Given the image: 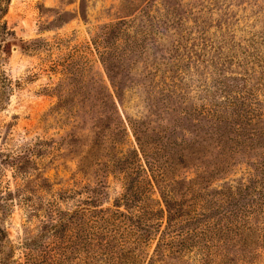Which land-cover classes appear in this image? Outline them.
<instances>
[{"label":"rangeland","instance_id":"374dc122","mask_svg":"<svg viewBox=\"0 0 264 264\" xmlns=\"http://www.w3.org/2000/svg\"><path fill=\"white\" fill-rule=\"evenodd\" d=\"M0 264H264V0H0Z\"/></svg>","mask_w":264,"mask_h":264},{"label":"trees","instance_id":"16d2710c","mask_svg":"<svg viewBox=\"0 0 264 264\" xmlns=\"http://www.w3.org/2000/svg\"><path fill=\"white\" fill-rule=\"evenodd\" d=\"M6 1L8 2L9 0H6ZM51 227L55 228L54 225H51ZM167 244H168V243H167Z\"/></svg>","mask_w":264,"mask_h":264}]
</instances>
